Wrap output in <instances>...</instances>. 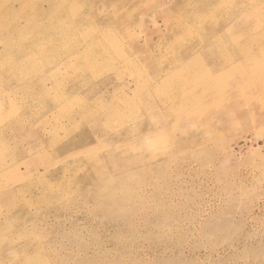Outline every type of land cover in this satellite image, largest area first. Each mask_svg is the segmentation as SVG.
<instances>
[{
    "label": "rangeland",
    "instance_id": "1",
    "mask_svg": "<svg viewBox=\"0 0 264 264\" xmlns=\"http://www.w3.org/2000/svg\"><path fill=\"white\" fill-rule=\"evenodd\" d=\"M263 35L264 0H0V264H264Z\"/></svg>",
    "mask_w": 264,
    "mask_h": 264
},
{
    "label": "bare ground",
    "instance_id": "2",
    "mask_svg": "<svg viewBox=\"0 0 264 264\" xmlns=\"http://www.w3.org/2000/svg\"><path fill=\"white\" fill-rule=\"evenodd\" d=\"M99 3H101V2H99ZM37 4H38V3H37ZM94 4H95V3H94ZM28 5H29V4H28ZM28 5H27V6H28ZM100 6H101V5H100ZM102 6H103V5H102ZM102 6H101V7H102ZM101 7H100V8H101ZM28 8H29V7H28ZM33 8H34V5H33V7H32L31 9L34 10ZM97 8H98V7H97ZM40 10H44V9L42 8V9H40ZM98 10H99V9H98ZM100 10H101V9H100ZM52 14H53V13H52ZM48 15H49V14H48ZM54 15H55V14H54ZM106 21H107V20H106ZM98 24H99V23H98ZM101 25H102V24H101ZM40 28H41V27H40ZM51 30H52V29H51ZM51 30H50V31H51ZM93 30H94V29H93ZM48 32H49V31H48ZM102 32H103V30H102ZM45 33H47V32H45ZM91 33H92V32H91ZM48 34H49V33H48ZM94 35H95V34H94ZM94 35H93V37H94ZM90 36H91V35H90ZM101 36H102V35H101ZM263 36H264V35H263ZM90 38H91V37H90ZM92 39H93V38H92ZM261 39H262V38H261ZM84 40H85V39H84ZM248 40H249L250 42H251V41H254V40L257 41L255 37H251V38L248 39ZM260 42H261V41H260ZM260 50L262 51L261 53H259L261 57H258L259 55H258L257 53H255L254 50H253L252 48H247V49H246L245 47L242 46V47H240V49H239L238 55L241 56L243 59H250V58H252V59H257V60L259 61V63H261L262 60H263V58H264V48H261ZM76 52H77V51H76ZM67 54H68V53H67ZM67 54H66V55H67ZM72 54H73V53H72ZM60 55H61V54H60ZM66 55H65V56H66ZM29 56H30V55H29ZM32 56H33V55H32ZM74 56H75V58H78V55H74ZM149 56H150V55H149ZM68 57H69V56H68ZM96 57H97V56H96ZM62 58H63V57H62ZM79 58H80V57H79ZM28 59H29V58H28ZM58 59H59V58H58ZM96 59H97V58H96ZM62 60H64V59H62ZM33 61H34V60H33ZM33 61H32V62H33ZM96 61H97V60H96ZM26 62H27V61H26ZM61 62H62V61H61ZM25 64H26V63H25ZM54 64H55V63H54ZM95 64H96V63H95ZM72 65H73L72 63L69 64V66H72ZM93 65H94V64H93ZM22 66H23V65H22ZM28 66H29V65H28ZM80 66H81V65H80ZM94 66H95V65H94ZM23 67L25 68V65H24ZM63 68H64V67H63ZM74 68H75V67H74ZM78 70H79V69H78ZM85 70H86V69H85ZM255 70H256L257 72L259 71V69H257V68H256ZM78 72H79V71H78ZM82 72H83V71H82ZM86 72H87V70H86ZM157 73H158V72H157ZM53 76H55V75L52 74V77H53ZM0 77H1V76H0ZM67 78H68V77H67ZM63 79H64V78H63ZM51 80H52V78H51ZM221 81H222V80H221ZM52 82H53V81H52ZM53 83H54V82H53ZM24 87H25V86H24ZM42 87H43V86H42ZM31 88H32V87H31ZM44 88H45V87H44ZM27 89H28V88H27ZM33 92H34V91H33ZM262 97H263V96H262ZM263 100H264V99H263ZM256 101L261 102L262 99L259 98V99H257ZM6 102H7V101H6ZM11 102H12V101H11ZM0 103H1V102H0ZM2 104H4V103H2ZM9 104H10V103H9ZM13 105H14V104H13ZM263 106H264V105H263ZM0 107H1V106H0ZM11 107H12V106H11ZM61 107H63V106H61ZM4 108H5V107H4ZM4 108L1 107V109H4ZM6 108H7V107H6ZM8 108H10L9 105H8ZM64 108H65V107H64ZM4 110H5V109H4ZM7 111H8V110H7ZM2 112H4V111H2ZM9 112H10V111H9ZM66 112H67V111H66ZM2 114H3V113H2ZM94 116H95V115H94ZM1 117H2V116H1ZM91 119H92V118H91ZM89 120H90V119H89ZM1 126H2V125H1ZM29 126H30V125H29ZM2 129H3V128H2ZM4 130H5V129H4ZM4 130L2 131L3 134H4V132H5ZM2 132H0V136L2 135ZM41 136H42V135H41ZM43 138H44V137H43ZM42 140H43V139H42ZM43 142H44V140H43ZM76 146H77V145H76ZM64 147H65V146H64ZM70 147H71V146H70ZM72 147H73V146H72ZM81 147H82V146H81ZM67 148H68V147H67ZM73 148H74V147H73ZM70 149H71V148H70ZM0 150H1V149H0ZM79 150H80V149H79ZM2 151H3V150H2ZM65 151H66V150H65ZM83 151H85V150H83ZM71 152H72V149H71ZM68 153H69V152H68ZM58 154H60V153H58ZM79 154H80V153H79ZM58 156H59V155H58ZM73 157H74V156H73ZM59 158H60V157H59ZM71 158H72V157H71ZM57 167H58V166H57ZM57 167H56V168H57ZM51 169H52V168H51ZM46 172H47V171H46ZM48 172H49V171H48ZM29 180H30V179H29ZM11 186H12V184H11ZM8 189H9V188H8ZM22 199H23V198H22ZM30 200H31V199H30ZM30 200H29V201H30ZM1 203H2V202H1ZM1 203H0V204H1ZM8 203H9V202H8ZM19 203H20V201H19ZM27 203H29V202H27ZM27 203H26V205H27ZM24 205H25V203H24Z\"/></svg>",
    "mask_w": 264,
    "mask_h": 264
}]
</instances>
